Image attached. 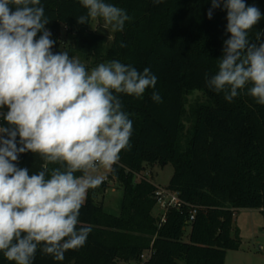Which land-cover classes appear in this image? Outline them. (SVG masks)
I'll list each match as a JSON object with an SVG mask.
<instances>
[{"label":"trees","instance_id":"obj_1","mask_svg":"<svg viewBox=\"0 0 264 264\" xmlns=\"http://www.w3.org/2000/svg\"><path fill=\"white\" fill-rule=\"evenodd\" d=\"M105 2L130 17L122 31L114 32L108 48L106 34L93 30L91 19L88 24L77 22L87 14L79 0H40L49 20L45 27L55 41L51 51L61 52L64 26L73 42L67 51L70 57L116 60L141 73L147 67L157 83L141 97L119 94L122 111L133 123L129 145L109 176L123 186L120 214L105 211L103 203L95 201L94 189H89L77 225L92 229L84 246L66 251L63 261L38 247L32 264H225L227 252L241 247L240 237L233 235L235 213L264 211V105L248 95L251 85L238 90L231 102L223 91L208 86L218 72L224 41L230 38L227 11L223 4L212 9L211 0ZM244 3L256 6L262 17L249 31V41L258 42V35L264 41V0ZM9 7L15 11L14 5ZM194 91H201L206 100L187 108ZM153 92L159 93L161 102L153 101ZM7 111L0 108V113ZM0 125L8 126L2 115ZM14 163L32 175L44 161L29 151L18 154ZM168 163L174 172L167 188L178 192L187 205L171 208L161 224L154 215L156 185L143 173L147 166ZM100 186L106 189L107 183ZM190 205L199 207L191 222ZM146 251L150 257L142 262ZM0 264L14 262L0 252Z\"/></svg>","mask_w":264,"mask_h":264},{"label":"clouds","instance_id":"obj_2","mask_svg":"<svg viewBox=\"0 0 264 264\" xmlns=\"http://www.w3.org/2000/svg\"><path fill=\"white\" fill-rule=\"evenodd\" d=\"M79 2L87 9L77 18L79 24L102 18L115 32L130 19L105 0ZM211 4L226 9L230 38L208 86L231 102L238 90L251 85L248 95L264 105V41L259 35L256 43L248 39L262 18L260 10L244 0ZM39 5L40 0H0V108L8 109L0 113L8 125H0V252L14 264H32L38 247L63 261L66 251L84 246L92 229H77L80 209L88 190L103 181L92 173L98 167L112 170L133 131L119 94L141 97L157 83L147 67L141 73L113 60L89 72L68 52L53 54L55 41ZM152 99L159 103L162 98L153 92ZM29 151L44 161L32 175L14 163ZM50 164L59 166L50 169Z\"/></svg>","mask_w":264,"mask_h":264},{"label":"rangeland","instance_id":"obj_3","mask_svg":"<svg viewBox=\"0 0 264 264\" xmlns=\"http://www.w3.org/2000/svg\"><path fill=\"white\" fill-rule=\"evenodd\" d=\"M91 28L103 32L107 36L106 48L109 47L114 31L110 25H106L102 18L92 20ZM62 47L61 51H68V47L73 44L71 35L66 33L64 26L61 29ZM78 58L91 71L92 68L101 63H108L104 60L95 62L91 59H83L80 56H73ZM206 97L201 91H194L188 96L189 108L198 102H204ZM189 125V124H187ZM111 170L98 167L92 173L93 175H100L103 181L107 183V188L102 189L99 185L94 189V198L96 202L103 203L105 211L119 215L121 211V203L123 198V186L117 180L110 176ZM174 167L172 163L166 165L156 164L154 166H147L143 175H145L152 183L162 188L168 189L170 179L173 175ZM138 179V177L136 178ZM87 196V195H86ZM86 200V199H85ZM154 215L161 218L164 211L158 205L154 210ZM237 234L241 239V247L238 250H229L226 255L225 264H264V211L259 209H239L233 220V235ZM189 228L184 236L188 240ZM122 264H136L134 262Z\"/></svg>","mask_w":264,"mask_h":264},{"label":"built area","instance_id":"obj_4","mask_svg":"<svg viewBox=\"0 0 264 264\" xmlns=\"http://www.w3.org/2000/svg\"><path fill=\"white\" fill-rule=\"evenodd\" d=\"M138 180L142 178L141 175H137ZM155 196L157 199V205L163 209L164 215L161 217V224L166 221V216L168 211L171 208H181L183 205H187L182 201L180 194L176 191H172L170 189H165L156 185ZM190 218L189 222L194 220L195 215L197 214L198 206L190 205ZM150 257V251H146L142 254L141 260L145 262Z\"/></svg>","mask_w":264,"mask_h":264}]
</instances>
